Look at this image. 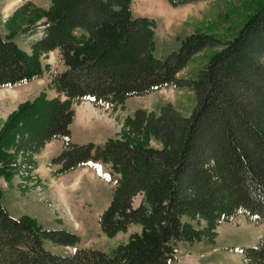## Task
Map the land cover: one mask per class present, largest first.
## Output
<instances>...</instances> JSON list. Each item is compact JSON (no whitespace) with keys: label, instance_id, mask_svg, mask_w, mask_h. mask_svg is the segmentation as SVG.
<instances>
[{"label":"trees","instance_id":"obj_1","mask_svg":"<svg viewBox=\"0 0 264 264\" xmlns=\"http://www.w3.org/2000/svg\"><path fill=\"white\" fill-rule=\"evenodd\" d=\"M9 21L13 28L43 24V32L30 51L14 29L0 33V87L41 77V55L54 49L65 68L51 80L59 96L23 104L8 117L0 130V173L17 169L9 148L32 161L47 140L61 138L50 160L55 175L97 161L109 165L112 197L100 228L109 235L135 223L142 228L110 249L76 245L81 236L74 230L12 214L0 189V264H172L180 241L207 237L201 220L210 227L240 214L264 221V3L233 38L193 33L164 57L153 53L155 18L134 15L131 0H52L49 7L26 0ZM217 45L190 78L177 76L195 53ZM170 84L194 88L190 115L170 104L160 114L140 107L119 138L72 140L73 102L115 105ZM48 240L74 246L59 252ZM230 249L264 264L263 241Z\"/></svg>","mask_w":264,"mask_h":264},{"label":"rangeland","instance_id":"obj_2","mask_svg":"<svg viewBox=\"0 0 264 264\" xmlns=\"http://www.w3.org/2000/svg\"><path fill=\"white\" fill-rule=\"evenodd\" d=\"M24 1L0 0V33L6 35L14 29V39L30 51L31 42L43 32V24L13 28L9 23L10 15ZM33 1L45 7L52 5V0ZM262 3L264 0H190L178 4L170 0H131V9L134 15L155 18L153 53L164 57L178 50L186 37L193 33L233 38L238 28L256 14ZM218 47H207L195 53L177 76L183 80L190 78L207 63L210 54ZM41 59L45 65L41 77L0 87V130L11 113L21 105L60 95L51 84L54 72L65 68L59 51L45 52ZM61 98L65 95L61 94ZM169 104L180 114L188 116L197 104V94L193 87L170 84L143 94L130 95L115 105H98L89 99L73 102L72 140L102 142L110 137L119 138L124 131L125 119L133 115L137 108L160 114L162 108ZM151 144L159 147L161 141L152 138ZM58 148V143L53 138L49 139L40 150L32 153V161L25 157L23 150L16 154L13 147L9 148L18 165L11 174L0 173V189L3 192L2 202L12 214H28L46 226L69 228L81 236L76 245L106 249L126 240L130 232L142 228L140 223H135L113 235L103 231L98 218L112 197L109 165L98 161L55 175V166L50 164V160L59 152ZM62 195L66 196V200ZM200 226L207 229V237L195 242L180 241L177 258L172 264H252L241 251L230 249V246L264 242V221H249L243 214L214 227L201 220ZM47 246L55 251L68 252L74 245H59L48 240Z\"/></svg>","mask_w":264,"mask_h":264},{"label":"crops","instance_id":"obj_3","mask_svg":"<svg viewBox=\"0 0 264 264\" xmlns=\"http://www.w3.org/2000/svg\"><path fill=\"white\" fill-rule=\"evenodd\" d=\"M53 140L55 141V143H58L59 148L57 149V152L60 151V149L63 147V140L61 138H53Z\"/></svg>","mask_w":264,"mask_h":264},{"label":"bare ground","instance_id":"obj_4","mask_svg":"<svg viewBox=\"0 0 264 264\" xmlns=\"http://www.w3.org/2000/svg\"><path fill=\"white\" fill-rule=\"evenodd\" d=\"M64 193V192H63ZM63 196V195H62ZM63 199H65L66 200V196H63Z\"/></svg>","mask_w":264,"mask_h":264}]
</instances>
